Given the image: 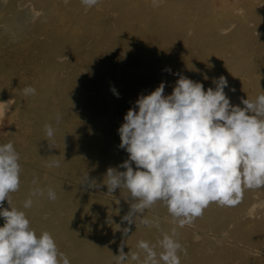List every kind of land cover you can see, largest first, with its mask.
Instances as JSON below:
<instances>
[{
  "label": "rangeland",
  "instance_id": "rangeland-1",
  "mask_svg": "<svg viewBox=\"0 0 264 264\" xmlns=\"http://www.w3.org/2000/svg\"><path fill=\"white\" fill-rule=\"evenodd\" d=\"M176 73L205 90L224 76L231 104L255 100L264 90V0H99L90 9L81 0H0V110L10 108L0 144L12 141L22 166L12 205L70 264H117L120 245L138 252L140 240L159 253L157 242L173 232L186 249L180 264H264V188L245 189L234 206L211 203L183 226L157 202L144 217L159 228L121 223L128 190L106 194L107 169L128 158L118 147L124 115L161 82L170 95ZM27 86L36 94L25 96ZM45 124L55 129L51 140ZM87 175L102 186L81 185ZM34 187L45 193L24 209ZM117 225L129 227L126 237Z\"/></svg>",
  "mask_w": 264,
  "mask_h": 264
},
{
  "label": "clouds",
  "instance_id": "clouds-1",
  "mask_svg": "<svg viewBox=\"0 0 264 264\" xmlns=\"http://www.w3.org/2000/svg\"><path fill=\"white\" fill-rule=\"evenodd\" d=\"M98 3L81 0L86 9ZM176 75L179 78L170 95H165V82L147 95L140 94L118 128V147L128 153V158L107 169L103 185L107 186L106 194L113 195L121 188L129 192L130 208L121 223L136 225L139 221L159 228L158 218L150 221L144 213L160 202L183 226L201 216L211 203L234 206L245 189L264 188V90L255 100L242 99L241 107L231 104L227 97L224 76L213 80L214 88L205 90L201 82ZM111 90L119 98L115 88ZM22 91L25 96L36 94L32 86ZM9 109L0 110V118ZM44 130L49 140L54 138L51 124H45ZM49 166L59 167L60 163L53 160ZM21 172L14 143L0 144V217L4 220L0 227V264H70L53 236L48 231L37 234L25 211L12 205L11 194L20 189ZM32 183L36 185V179ZM81 185L102 186L89 180L88 175ZM44 193V189L34 187L23 208H31L33 197ZM47 197L56 199L52 188L47 189ZM117 226L126 237L129 227L121 230ZM174 236L175 232L163 235L157 242L162 249L159 253L157 245L140 240L138 252L125 253L122 243L119 254L113 256L117 264H127L129 258L139 264H180L178 252L186 254V249Z\"/></svg>",
  "mask_w": 264,
  "mask_h": 264
}]
</instances>
